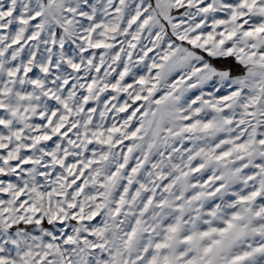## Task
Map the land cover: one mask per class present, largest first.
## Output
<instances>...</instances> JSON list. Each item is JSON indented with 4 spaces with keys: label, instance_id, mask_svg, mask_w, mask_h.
<instances>
[{
    "label": "snow or ice",
    "instance_id": "snow-or-ice-1",
    "mask_svg": "<svg viewBox=\"0 0 264 264\" xmlns=\"http://www.w3.org/2000/svg\"><path fill=\"white\" fill-rule=\"evenodd\" d=\"M0 264H264V0H0Z\"/></svg>",
    "mask_w": 264,
    "mask_h": 264
}]
</instances>
